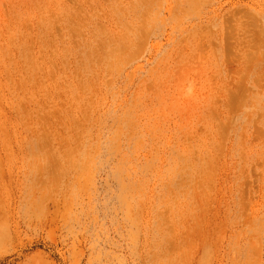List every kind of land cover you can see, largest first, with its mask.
<instances>
[{"label": "rangeland", "instance_id": "rangeland-1", "mask_svg": "<svg viewBox=\"0 0 264 264\" xmlns=\"http://www.w3.org/2000/svg\"><path fill=\"white\" fill-rule=\"evenodd\" d=\"M0 264H264V0H0Z\"/></svg>", "mask_w": 264, "mask_h": 264}]
</instances>
